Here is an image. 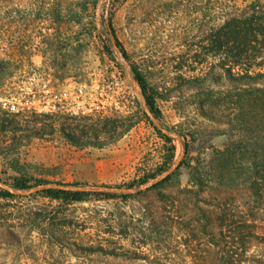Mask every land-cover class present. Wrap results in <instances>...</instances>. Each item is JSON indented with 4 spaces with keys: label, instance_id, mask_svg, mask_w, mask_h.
Here are the masks:
<instances>
[{
    "label": "rangeland",
    "instance_id": "374dc122",
    "mask_svg": "<svg viewBox=\"0 0 264 264\" xmlns=\"http://www.w3.org/2000/svg\"><path fill=\"white\" fill-rule=\"evenodd\" d=\"M255 1L0 0V114L21 125L0 133L3 183L21 174L138 189L161 174L166 144L144 118L132 67L158 95L161 127L181 136L173 164L188 146L164 186L69 207L65 242L113 255L53 249L21 226L28 211L55 205L39 191L0 200L9 225L0 227V264H224L229 255L230 264H264V187L249 190L256 167L264 177V90L255 91L264 83L215 82L208 51L222 19ZM108 20L129 61L105 53ZM245 222L256 238L243 228L232 239Z\"/></svg>",
    "mask_w": 264,
    "mask_h": 264
},
{
    "label": "trees",
    "instance_id": "16d2710c",
    "mask_svg": "<svg viewBox=\"0 0 264 264\" xmlns=\"http://www.w3.org/2000/svg\"><path fill=\"white\" fill-rule=\"evenodd\" d=\"M105 27L107 29L108 35L114 38V44L109 40L103 43V48L107 56L114 60L112 55L114 49L116 48L127 61H129V56L127 55L122 43L118 40L115 30L113 29L111 20L105 22ZM209 48L208 51L218 58L216 64L211 65V70L213 72L220 71L221 75L214 74L213 80L218 82L223 77L228 79L230 82H235L241 85V89L249 86H256L260 83H264V2L257 0L247 6L245 9L237 10L234 9L231 14H227L215 29H213L209 35ZM203 63H200L202 65ZM133 78L136 81L138 87L141 90L142 96L144 98L145 105L150 109L152 114L159 121L162 120V115L157 107V93L150 88L143 74L132 67ZM211 75L208 73L206 76ZM244 87V88H243ZM256 88V87H253ZM245 90V89H244ZM242 90V91H244ZM262 88H257L255 91L257 93H263ZM145 120L153 127L157 135L166 144V154L164 155L162 165L156 170L157 174L162 173L167 168H169L174 162L175 156V146L173 145L174 139H171L161 133L149 120L147 115L143 113ZM7 114L3 116L0 114V133H17L21 131V125L15 121L7 119ZM53 125L51 124V130H53ZM67 137L74 143L79 144L75 137L67 134ZM92 141L86 142L85 145H93ZM82 146V145H81ZM186 152L188 146L185 145ZM185 165V160L180 162L179 168ZM256 167V166H254ZM178 168V169H179ZM177 169V170H178ZM254 177L250 183L249 190L257 195L262 187H264V177H262L257 171V167L254 169ZM176 173V172H175ZM175 173L167 177L151 189H157L164 186L172 180ZM156 173L145 176L140 184L146 183L155 177ZM33 179L26 177L24 175H17L12 177L9 183H2L0 185V200H14L20 198L16 193H12L3 186H7L16 192H26L33 187L46 185L51 182L37 179L31 183ZM60 184V183H58ZM133 185H128L127 189H132ZM36 195L47 199L50 204H55L54 206H45L38 210H30L25 214L24 222L21 226L28 228L30 233L36 232L40 237H42L47 246L50 248L66 249L67 245L74 246L78 250H83L89 253H101L106 255H113L111 251H108L102 246L98 247H76L74 243H66L64 237L62 236V231L69 224L65 218L67 216V211L70 206L74 204L88 203L92 200H115L118 198H129V195H119L113 193H102V192H71L59 189H47L41 190ZM27 198V196L25 197ZM59 218V219H58ZM220 234L223 235V230L227 227L225 226V217H220ZM0 227L7 228V220L0 217ZM228 228V227H227ZM248 231V237L250 239H255L256 235L254 232V225L252 223L245 222L241 227H234L233 236L240 235L241 229ZM8 229V228H7ZM244 240V237L241 238ZM232 255L229 257H224V264L232 263Z\"/></svg>",
    "mask_w": 264,
    "mask_h": 264
},
{
    "label": "water",
    "instance_id": "95a60500",
    "mask_svg": "<svg viewBox=\"0 0 264 264\" xmlns=\"http://www.w3.org/2000/svg\"><path fill=\"white\" fill-rule=\"evenodd\" d=\"M111 42L112 44H114V38L112 36H111ZM118 54L121 60L125 62L126 59L119 52ZM133 83L137 85L134 78H133ZM144 112L149 118V120L152 122V124L165 136L171 139H176V140H179L181 138V136L178 133L170 132L169 130L161 127L159 120L156 119V117L152 114L150 109L145 105V102H144ZM185 152H186L185 146H182L179 159L171 167H169L167 170H165L158 176L154 177L153 179L149 180L148 182L144 183L138 189H122L118 187H105V186H75V185H65V184H58V183H49L46 185H40V186L33 187L30 190L23 192L21 194H32V193H35L41 190H47V189H59V190L71 191V192H102V193H113V194H120V193L133 194V193L146 191V190L151 189L152 187H154L155 185H157L158 183H160L167 177L174 174L179 168L180 162L182 161L185 155ZM3 187L11 191L12 193L20 194L7 186H3Z\"/></svg>",
    "mask_w": 264,
    "mask_h": 264
}]
</instances>
